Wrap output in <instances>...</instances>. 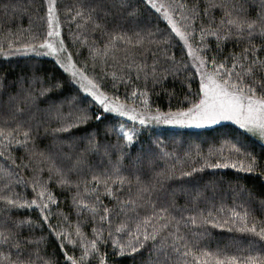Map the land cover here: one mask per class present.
<instances>
[{"label":"snow or ice","instance_id":"snow-or-ice-1","mask_svg":"<svg viewBox=\"0 0 264 264\" xmlns=\"http://www.w3.org/2000/svg\"><path fill=\"white\" fill-rule=\"evenodd\" d=\"M46 2V14L39 17L47 24L42 42L23 43L15 47L13 41L8 39L5 47V41L0 40V56L34 53L37 56L54 57L55 63L70 73L68 82L78 84L79 89L87 93L100 110L94 117L89 114L87 107L75 108L65 115L62 102L60 106L55 101L48 103L51 89L63 87L59 80L41 87L35 93L22 90L9 93L5 98V94L0 92V116H7L9 123L16 122L13 129L0 128V158L5 159L6 165L10 161L8 167L0 168V223L5 225L4 230L0 231V264H58L51 257L45 259L40 255L39 245L46 241V237L30 239L23 236V229L27 228L31 234L36 227L43 229L44 225H47L49 235L57 239L66 264H92L94 258L98 264H107L106 254L100 252L101 244H110L112 254L119 256L138 254L143 250L148 254L143 264H264V220L258 222L247 208L237 211L234 206L225 211L223 207L216 209L214 206L212 209H200L198 205L176 207L168 202L161 203L159 197L153 199L157 186L162 187L161 181L175 174V164L162 169L148 180L137 176L133 193L132 182L119 175V168L116 167L103 180L94 175L91 181L85 179L74 182L71 175L74 171L80 172V165L84 162L81 154L75 164L71 163L69 157L67 167L63 161L60 164L51 163L47 179L40 175L43 169H31L33 198L26 199L13 188L21 183L27 186L28 181L23 180L19 169L21 165L30 169V163H25L23 157L12 155L15 142L17 149H24L30 162L37 154L35 141L40 136L41 127L52 120L58 124V127L51 129L53 133L65 132L71 138L72 128L87 124L93 118L97 122L108 119L113 125L111 131L118 133V137L124 141V147H134L143 132L151 128L152 136L155 137L153 143L165 157L173 154L167 151V146L160 139L162 133L156 132L157 126L208 128L231 122L243 132L242 138L226 140L230 145L229 154L225 156L223 148H210L206 156L197 151L196 157L203 163L199 167H191L190 171L181 170L180 175L192 177L193 173L206 168L255 172L260 164L257 157L247 151L245 141L249 134L264 141V0H259L258 4L254 0H208L203 7L196 4L189 6L177 0L168 3L140 0L156 13H162L170 27L164 30L157 27L154 32L143 34L133 32L132 35L118 30L123 25L117 16L120 12L128 17L136 15L130 0H78L74 8L66 9L72 20L80 22L78 28L91 26L104 38L101 45L90 46L89 56L94 70L97 63L102 69H113L111 73L102 71L103 77L111 76L113 89L121 83L135 86L137 82H143V88L135 87L131 98L146 96L149 82L155 87L168 75L175 78L177 73L183 71L186 81L198 75L197 91L185 96L188 106L176 110L170 108L168 111H162L159 107L153 110L147 99L137 106L135 103L122 102L115 95L110 97L103 91L101 84L94 77H89L86 66L78 67L73 60V53L68 50L61 33L56 0ZM217 9L222 12L219 22L212 18L205 23L204 17L208 16L209 11ZM174 14H178L179 19L174 18ZM197 20L200 21L199 27L196 25ZM208 37H213L214 42L210 43ZM177 38L182 42V48L186 49L182 60H177L174 53L170 52L172 41ZM229 43L233 49L225 54L224 46ZM237 48L239 51H236ZM160 53L163 54V60ZM149 58L151 64L148 63ZM40 103L47 104V108L40 109ZM33 108L44 113L45 118L35 120L31 111ZM119 118L126 120L122 122ZM127 121L133 122L130 128L125 127ZM48 131L44 127L45 135ZM100 147L95 137L89 136L82 153L99 152ZM233 155L238 159H233ZM217 156L219 158L213 159ZM185 157L186 160L191 159L188 153H185ZM17 159H20V164ZM52 181L69 191L75 186L72 201L80 210L78 215L85 211L90 214L91 239L85 241L79 221L75 228L78 239L73 238L71 231H58L60 225L51 223L52 218L59 215L53 211L54 207L58 208V203L49 190ZM81 184L84 185L83 192L80 191ZM101 186L103 195L110 198L109 204L101 199ZM202 195L197 193V198ZM248 196L251 198V193ZM25 208L36 209L39 218L35 221L27 217L13 219L14 209ZM260 210L264 211V201L260 203ZM67 219V215H63V221L67 222ZM208 225L215 228L228 226L229 230L235 228L242 233H250L252 238L247 248H238L235 254L219 248L212 250L204 239L208 235ZM77 243L80 245V255L69 254L66 244L75 246Z\"/></svg>","mask_w":264,"mask_h":264},{"label":"trees","instance_id":"trees-1","mask_svg":"<svg viewBox=\"0 0 264 264\" xmlns=\"http://www.w3.org/2000/svg\"><path fill=\"white\" fill-rule=\"evenodd\" d=\"M133 9L136 10V15L128 17L125 13H117L120 24L123 25L122 30L132 35L133 32L146 33L155 31L158 27L164 30L167 22L163 19L161 13H156L148 8L140 0H130ZM163 2V0H161ZM171 2V0H166ZM178 3H185L189 6L193 4L203 7L208 3V0H177ZM219 2V0H217ZM57 11L61 22V33L68 45V50L73 53V60L78 67H85L89 77H94L101 84L102 90L110 97L115 95L122 102L128 104L143 102L147 99L152 109L159 107L162 111H168L170 108L187 107L185 96L191 92L194 94L198 89L199 77L196 75L191 80H185L183 71L176 74L175 78L168 75L167 79L161 84L153 87L151 82L147 89L146 96H137L131 98L130 94L135 87L143 88V82H137L135 86L125 85L121 83L116 89L111 86V76H102V71L111 73L112 68L102 69V66L97 63L95 70L93 69V61L89 56V48L93 44L99 46L103 42V37L99 31H93L91 26L77 27L80 23L78 20H72L70 14L66 12L68 8H74L78 0H56ZM258 4L259 0H254ZM47 2L46 0H0V40L5 41L11 39L15 47H20L23 43L39 44L46 36L47 24L45 20L39 17L45 16ZM247 7V5H245ZM251 11V9H249ZM254 15V13H253ZM222 12L220 10H210L207 17H204L205 23L209 19L214 18L216 22L221 19ZM174 18L179 19L178 14H174ZM31 21V23H30ZM200 21H196L199 27ZM33 37L35 39H33ZM85 37L87 38L85 40ZM158 38V37H156ZM208 41L214 42L213 37H208ZM225 54L233 49L231 43L224 46ZM236 51H239L237 48ZM170 52L174 53L177 60L184 58L186 49L182 48V42L177 39L172 41ZM161 60L164 59L163 54H159ZM148 63L151 64V58ZM189 71H192L190 69ZM70 73H67L57 63L54 57L46 55H32V53H18L13 56H0V92L5 94V98L9 93H16L22 90H30L38 92L41 87H47L55 80L61 81L62 88H53L49 95L52 101L56 102L57 106L61 105L62 112L67 115L75 108L89 109V114L94 115L100 110L99 105L92 98L79 89V85L74 81L68 82ZM189 83L191 88H189ZM127 94V97H126ZM42 99V98H40ZM47 104L40 103V109L47 108ZM35 116V120H42L45 114L31 109ZM115 115V114H110ZM122 122L123 119L119 118ZM7 116H0V128L7 127L13 129L16 127V122H7ZM35 121H33L34 123ZM26 127V125H24ZM44 127L49 129L47 135L44 134ZM58 127L55 120L50 124H46L40 129V136L35 141L36 155L29 162L28 157L23 148L17 149L15 142L13 143L12 155L14 157H23L25 163H30V169H26L21 165L19 174L23 180L28 181L27 186L21 183L19 186H14L13 191L20 193L26 199L33 198L32 192V176L31 169H43L40 174L42 178L47 179L49 165L53 162L60 164L64 162L67 167L69 157L71 163L77 162L76 158L83 155V164L80 165V172L74 171L71 175L72 180H88L91 181L92 176H98L101 180L106 178V175L113 173L114 167L119 168V175L125 177L132 182L133 193L135 192L136 177L139 176L142 180L151 179L157 172L162 169L170 168L175 164V174L167 180H162L161 186H157L156 192L153 194L155 200L159 197L161 203L168 202L176 207L197 206L200 209H216L223 207L225 211L236 206L237 211L241 208H247L251 216H255L257 221L264 220V211L260 210V203L264 201V143L259 139L248 135L245 141L247 151L252 152L259 161L260 167L255 172L246 173L235 169H209L206 168L201 172L193 173L192 177H182L180 171H190L191 167H199L202 160H198L196 152L199 151L202 156L209 153V149H221L225 156L229 154L230 145L226 140H231L233 137L242 138L243 130L238 129V126L231 122H224L222 125H215L202 129H168L156 127L157 133H162L160 139L167 146V151L172 153L170 156H163L153 143L155 137L152 136L151 128L146 129L140 136L139 142L134 147H124V141L118 137V133L111 131L113 127L110 120L105 119L97 122L94 118L89 120L87 124H82L78 128L71 129L72 137L65 132L53 133L51 129ZM119 128V124L116 125ZM126 128H130V124L125 123ZM139 127V125L137 126ZM23 127L21 128V131ZM35 134V133H34ZM94 136L95 142L100 144L99 152L82 153L83 147L88 143V137ZM19 139V136H17ZM81 141H83L81 143ZM43 153V155H40ZM188 153L191 159L185 157ZM50 157V159H46ZM179 158L178 160L176 158ZM213 157V159H217ZM233 159H238L235 155ZM193 161H198L193 163ZM118 162V163H117ZM20 164V159H17ZM5 164V159L0 158V168L8 167ZM92 187L91 184L88 185ZM127 188V185H125ZM49 190L56 197L58 208H53V211L59 215L54 216L51 220L53 225L59 224L58 231L65 230L73 233L75 236V228L78 221L81 224L82 232L85 236V241L92 238V223L89 220V213L84 212L78 215L79 209L73 204L72 197L76 191L75 186L69 191L66 188H61L54 181L49 183ZM80 191H84V185L81 184ZM103 186L100 188L101 199L105 204H109L110 198L103 195ZM197 193L203 195L197 198ZM248 193H251L249 198ZM127 195V192H125ZM190 201L192 202L190 204ZM90 202V201H89ZM188 213H185L187 215ZM13 219L31 218L37 220L39 218L38 211L34 208L14 209ZM63 215H67V222L63 221ZM223 215V213H221ZM5 225L0 223V231H3ZM208 235L204 238L210 249H224L229 254H235L238 248H247L249 240L252 238L250 233H242L240 231L229 230L228 226L224 228H215L208 225ZM107 230H105V235ZM23 236L34 239L40 236L46 237V241L39 245L40 255L45 259L51 257L58 264H66L64 255L58 246V241L54 235L50 236L47 225L43 229L36 227L33 233H29L27 228L23 229ZM258 239V238H257ZM35 247V246H33ZM2 250V249H0ZM66 251L69 254L76 256L80 255V245L73 246L66 244ZM100 252L106 254L107 264H143L148 259V254L141 250V253L131 255H113V248L110 244L100 245ZM255 254V253H253ZM92 264H98L97 259H92Z\"/></svg>","mask_w":264,"mask_h":264},{"label":"rangeland","instance_id":"rangeland-1","mask_svg":"<svg viewBox=\"0 0 264 264\" xmlns=\"http://www.w3.org/2000/svg\"><path fill=\"white\" fill-rule=\"evenodd\" d=\"M163 2H165V3H168V2H166V0H163ZM161 15H162V13H161ZM163 16V15H162ZM32 55H35L34 53H32ZM87 94V93H86ZM88 95V94H87ZM143 102H138V104H142ZM121 119H123L124 121L126 120V118H121ZM126 123H128V124H130V127L132 126V123L133 122H131V121H127ZM224 123V122H223ZM137 126H138V124H137ZM158 128H168V129H202V128H196V127H186V128H182V127H173V126H157ZM261 142H263L264 143V141H261Z\"/></svg>","mask_w":264,"mask_h":264}]
</instances>
